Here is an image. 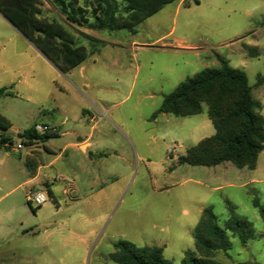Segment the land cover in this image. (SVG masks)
<instances>
[{
  "label": "rangeland",
  "instance_id": "374dc122",
  "mask_svg": "<svg viewBox=\"0 0 264 264\" xmlns=\"http://www.w3.org/2000/svg\"><path fill=\"white\" fill-rule=\"evenodd\" d=\"M41 9L100 51L64 74L0 13V88L14 94L0 99V113L12 122L0 135L23 145L19 153L0 147V264H117L111 256L120 241L163 247L181 264L195 249L202 211L212 208L224 228L229 206L252 223L255 238L243 245L229 233L231 248L215 260L264 264V220L254 205L264 207V150L255 169L179 164L215 134L207 105L198 115L152 120L166 95L204 69L220 68L221 58L247 74L264 115V0H180L135 33L69 23L51 0ZM54 123L62 133L34 145L55 195L38 207L27 200L32 187L41 188L28 182L34 146L20 134ZM78 136L91 142L87 153Z\"/></svg>",
  "mask_w": 264,
  "mask_h": 264
},
{
  "label": "trees",
  "instance_id": "16d2710c",
  "mask_svg": "<svg viewBox=\"0 0 264 264\" xmlns=\"http://www.w3.org/2000/svg\"><path fill=\"white\" fill-rule=\"evenodd\" d=\"M180 0H51L67 21L100 31L127 29L135 33V27L157 14L167 5ZM42 0H0V13L27 38L62 73L67 74L81 66L90 55L100 51L99 43L89 49L79 43L69 30L56 20L42 17ZM93 19L94 21H91ZM264 83V75L259 84ZM14 96L6 87L0 88V99ZM208 107V117L215 134L201 140L180 156L179 164L213 167L231 162L239 168L255 169L259 154L264 150V115L260 103L254 99L253 88L247 74L220 59V68H207L195 77L180 83L174 92L164 97L160 113L175 117H187L203 112ZM12 122L0 113V130L8 131ZM56 134L38 135L34 126L20 134L22 143L28 146L45 143ZM14 143L7 134L0 135V147ZM38 160V159H37ZM27 159L34 170L39 161ZM51 188V185H47ZM52 195V188H51ZM264 220V207L254 201ZM231 215L222 228L212 208H205L194 231L193 251H188L181 264H223L215 260L221 251L231 248L229 233L237 236L243 245L255 238L252 223L238 215L229 206ZM117 264H175L164 255L160 246L136 247L126 241L115 244L111 256Z\"/></svg>",
  "mask_w": 264,
  "mask_h": 264
},
{
  "label": "built area",
  "instance_id": "2783aa9c",
  "mask_svg": "<svg viewBox=\"0 0 264 264\" xmlns=\"http://www.w3.org/2000/svg\"><path fill=\"white\" fill-rule=\"evenodd\" d=\"M89 118L91 122L97 123L96 116L90 114ZM34 129L38 135L58 133V129L56 127L47 124H36L34 126ZM3 147L9 149V151L14 153H19L23 149L22 144H18L17 146H15L10 142L5 143ZM49 198L53 199L51 195V188L47 185H43L40 189H35L34 187H32L29 192H27L28 202L31 204L35 203L38 207L43 205Z\"/></svg>",
  "mask_w": 264,
  "mask_h": 264
},
{
  "label": "crops",
  "instance_id": "0c3cea01",
  "mask_svg": "<svg viewBox=\"0 0 264 264\" xmlns=\"http://www.w3.org/2000/svg\"><path fill=\"white\" fill-rule=\"evenodd\" d=\"M29 41V40H28ZM30 42V41H29ZM33 45V44H32ZM60 110V109H59ZM84 114L89 115V112H86L84 110ZM52 126L56 127L58 129V134L60 135L62 133V128L60 124L54 123ZM78 138V143H76V145L78 146L79 149L82 150V146L86 145L85 150H82L84 153L88 152V148L91 146V142L89 140H83L80 136L77 137ZM75 145V144H74ZM47 151L51 152L52 150L50 148H46ZM35 150H39L42 151L40 148H34L31 149V151L28 153V158H31L34 156V151ZM44 166L38 164L37 167L34 168L33 170V177L32 179H30L28 182H36V185H39L40 187H42L43 185H49L51 184L50 180H45L44 178H42V170H43ZM54 191L52 189V198L54 199Z\"/></svg>",
  "mask_w": 264,
  "mask_h": 264
}]
</instances>
